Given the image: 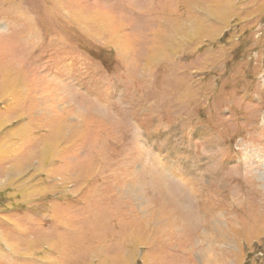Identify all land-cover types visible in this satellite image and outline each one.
Returning a JSON list of instances; mask_svg holds the SVG:
<instances>
[{
  "label": "rangeland",
  "instance_id": "374dc122",
  "mask_svg": "<svg viewBox=\"0 0 264 264\" xmlns=\"http://www.w3.org/2000/svg\"><path fill=\"white\" fill-rule=\"evenodd\" d=\"M0 264H264V0H0Z\"/></svg>",
  "mask_w": 264,
  "mask_h": 264
}]
</instances>
